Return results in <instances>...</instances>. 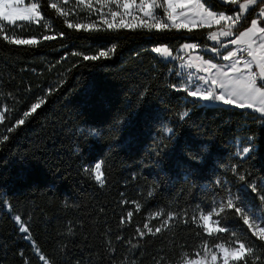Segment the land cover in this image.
<instances>
[{
  "label": "trees",
  "instance_id": "16d2710c",
  "mask_svg": "<svg viewBox=\"0 0 264 264\" xmlns=\"http://www.w3.org/2000/svg\"><path fill=\"white\" fill-rule=\"evenodd\" d=\"M31 2L36 0H25ZM40 2L51 27L18 22L14 30L6 28L40 44L11 45L0 38V264H44L37 247L48 264H177L184 254L202 251L205 239L213 243L192 222L201 210L228 193L260 205L238 174L264 181V121L174 89L182 87L177 66L152 52L158 45L172 52L186 42L208 45L206 29L76 31L48 7L50 0ZM208 3L232 11L220 0ZM69 8L78 15L68 19L90 22L83 6ZM44 35L57 39L43 41ZM113 45L109 59L73 55ZM41 98L45 103L24 117ZM18 119L25 123L17 125ZM246 146L251 151L242 155ZM97 162H103V187L90 171ZM158 211L165 215L150 221L153 229L169 212L177 218L141 239L137 228L146 232L144 223ZM223 224L264 256V242L240 219L229 214Z\"/></svg>",
  "mask_w": 264,
  "mask_h": 264
},
{
  "label": "snow or ice",
  "instance_id": "6c2138e0",
  "mask_svg": "<svg viewBox=\"0 0 264 264\" xmlns=\"http://www.w3.org/2000/svg\"><path fill=\"white\" fill-rule=\"evenodd\" d=\"M220 2L229 6L232 11L230 13L217 11L208 3V0H50L48 7L59 17L64 18L69 29L76 31L100 32L128 29L149 32L171 30L192 32L194 29H206L207 39L218 46L207 50L215 53L226 63L213 62L212 59H205L201 55L195 57L189 55L188 60L181 67L195 68L203 73L196 79L207 87L196 86L191 89L189 85H185L177 88L175 84L172 87L200 101L219 102L224 106L248 111L264 121V0H220ZM70 4L87 9L85 18L90 22H73L68 19L69 16L75 18L78 15V12L69 8ZM93 16L96 19H92ZM0 22H6V24L0 23V38L8 44L20 46H35L40 44L41 40L35 37L20 38L9 35L6 32L8 26H13L14 30L16 26H20L18 22L26 25L44 22V27H51L46 21L40 0L27 4L25 0H0ZM242 25L246 26L241 27ZM63 36L64 33H59L60 38ZM55 39H57L56 35L42 37L43 41ZM200 48L199 44L186 43L181 46V51H196ZM221 49L225 51L222 53ZM115 51L116 48L113 45L106 50H99L94 55L79 52L73 55L82 56L85 61H96L111 58ZM152 52L164 58L176 59L167 45L153 47ZM179 59L184 60V57ZM189 79L191 80V77ZM43 103H45L43 98L32 103L30 111H25L23 116L29 117ZM186 116H188L187 111L183 113L181 119ZM3 119L4 114L0 113V121ZM24 123L25 119L16 121L17 125ZM168 131L171 132V129ZM7 138L5 135L4 139L7 140ZM250 151V147L247 146L241 149L242 155H247ZM102 163L97 162L90 171L103 187L105 177L101 171ZM233 171L236 170L233 169ZM238 179L255 195L260 202L259 208L250 210L242 197L228 193L216 207L208 211L201 210L198 217L191 218L192 222L198 224L203 233L213 239V243L209 245L208 240L205 239L202 251H197L194 257L184 254L177 264H250V262L264 264V256L257 255L253 246L223 224V219L231 214L242 221L251 236L264 242V181L253 183L250 177L244 174H238ZM148 195L151 196V192ZM134 203L136 210L139 211L141 205ZM164 215L162 211L152 213L149 222L143 225L146 232L137 228L138 236L141 239L146 235L155 236L168 228L170 221L177 218V213L169 212L160 226L154 229L149 226L151 220L159 219ZM127 217L130 220L133 212L128 211ZM15 220L20 224L21 232H29L19 215L15 217ZM125 222L122 218L121 224ZM184 222L187 223V221ZM225 233L229 234L228 239L223 238ZM117 239L121 238L117 237ZM128 243L131 244V241ZM132 247L135 248L137 245L132 244ZM36 253L39 261L48 264L45 255L40 253L38 247ZM25 264H28L27 260ZM157 264H160V261H157Z\"/></svg>",
  "mask_w": 264,
  "mask_h": 264
},
{
  "label": "rangeland",
  "instance_id": "374dc122",
  "mask_svg": "<svg viewBox=\"0 0 264 264\" xmlns=\"http://www.w3.org/2000/svg\"><path fill=\"white\" fill-rule=\"evenodd\" d=\"M27 4V3H26ZM98 7V6H97ZM106 11V9H105ZM161 11V14H162V10ZM207 36V35H206ZM209 44L208 45H201V48L196 50V51H192V50H185V51H181V46H179L177 49H176V52H172L173 53V57H176V59H173L171 57H169V59H172L173 62L175 63V65L177 66L178 68V73L182 79V87H184L185 85H189L191 89H194L196 86H202V87H207L206 85H202V82H199L196 78L200 75H203V73L201 72H198L195 68H186V67H181L182 64H184L188 58H189V55H191L192 57H195L197 55H201L203 56L205 59H212L213 62H217V63H226L224 61H222L220 59L219 56H216L215 53H212L211 51L207 50L208 48L210 47H218L217 45H215L212 41L209 40ZM186 43H196V42H186ZM184 43V44H186ZM198 44V43H196ZM200 45V44H199ZM158 46H162V45H158ZM157 47V46H156ZM225 50L224 49H221V52L223 53ZM179 57H184V60H181L179 59ZM218 58V59H217ZM189 77H191V80L189 79ZM193 81H195V83H193ZM203 102H206V103H215V102H211V101H203ZM96 164V163H95ZM94 164V165H95ZM93 165V166H94ZM94 168V167H93ZM218 205V204H217ZM216 205V206H217ZM214 206V207H216ZM248 208L250 210H255L256 208H259V206L255 207V206H252V205H247ZM16 217V215H14V218ZM15 220V219H14ZM22 222V221H21ZM19 226L20 224L17 223ZM25 226V225H24ZM27 238H30L29 236V232L26 233L25 235Z\"/></svg>",
  "mask_w": 264,
  "mask_h": 264
}]
</instances>
